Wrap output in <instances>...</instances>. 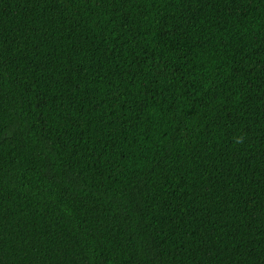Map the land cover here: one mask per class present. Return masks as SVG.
I'll list each match as a JSON object with an SVG mask.
<instances>
[{
	"label": "trees",
	"instance_id": "16d2710c",
	"mask_svg": "<svg viewBox=\"0 0 264 264\" xmlns=\"http://www.w3.org/2000/svg\"><path fill=\"white\" fill-rule=\"evenodd\" d=\"M0 264H264V0H0Z\"/></svg>",
	"mask_w": 264,
	"mask_h": 264
}]
</instances>
